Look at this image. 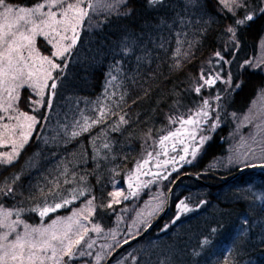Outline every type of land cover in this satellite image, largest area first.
I'll list each match as a JSON object with an SVG mask.
<instances>
[{"label":"snow or ice","instance_id":"obj_1","mask_svg":"<svg viewBox=\"0 0 264 264\" xmlns=\"http://www.w3.org/2000/svg\"><path fill=\"white\" fill-rule=\"evenodd\" d=\"M253 29L264 51V0H0V264H207L223 223L196 244L187 233L140 243L168 197L130 205L174 183L168 169L207 153L225 124L231 143L219 137L228 146L205 171L264 168V55H242ZM164 66L183 76L141 109ZM98 78L95 98L82 95ZM223 196L248 204L216 259L239 264L253 239L264 249V190ZM208 203L177 197L159 231Z\"/></svg>","mask_w":264,"mask_h":264},{"label":"trees","instance_id":"obj_2","mask_svg":"<svg viewBox=\"0 0 264 264\" xmlns=\"http://www.w3.org/2000/svg\"><path fill=\"white\" fill-rule=\"evenodd\" d=\"M255 31L256 29H253V34L248 37L247 45L242 55L255 57L259 46V36L255 34ZM160 71L164 73V77H168L166 66L161 68ZM182 76L183 73H181L180 76L168 77L167 82L165 81L164 77H161L160 89L154 93L151 99H145L143 102H141L139 107L145 110H150L153 108L155 106L157 97L160 95H166L168 89L171 87V82L180 79ZM102 83V78H98L97 81L94 82L95 86L93 88L86 89L82 95L95 98L97 93L101 91L100 86ZM253 98V90L251 87H249L239 96H237L235 108L237 110L245 109ZM81 106L83 107V104ZM161 109L163 111H167V102L161 103ZM137 110L139 109H133V113H135ZM162 123H165V121L163 119V115L161 114L157 116L155 120L156 127H160ZM231 130L232 126L230 124L223 125L216 132L213 146L208 150L207 153L198 158L192 164H182L180 167L176 168L175 171H170L172 170L171 168L168 169V172L171 175V181L175 182L180 176L184 174H190L191 177H184L179 181L172 195L170 211L168 215L154 231L145 237L144 241H139L140 243L146 242L148 238L156 239L159 237L162 240H166L168 237L173 236L176 233H180L181 235L187 233L188 236L191 237L189 242L191 244H196L201 232L206 233L208 228L212 226L214 222L220 221L226 227L224 230H221V232L218 233V235L214 238V244L206 249L205 254L207 264H216V259L220 257L221 251L229 244L231 234L235 230V223H239V216L244 213L248 207L247 202L233 201L232 203H225L223 194L227 193L230 189L234 190L236 187L243 188L248 184H252L254 190H257V192L264 190V171L248 172L231 182L222 184L218 187H211V185L221 184L224 180L228 179L239 171V169H232L230 172H220L216 170L205 171L206 167L210 168V165L213 162V157L218 156L221 150L226 148V143L223 140H220L219 137L226 138ZM37 131H39V129ZM34 143L35 142L33 141V144ZM84 144H87L86 136L84 138ZM83 146L84 145H81V147ZM32 150L33 149L30 148L29 152ZM138 152L139 146H137L135 152L130 154V160L127 166H131V158L137 155ZM197 172L201 173V175L198 176L202 180L201 182L193 177L197 176ZM121 175H123V173H121ZM119 182L122 187H125V184L122 180ZM157 183L159 191L163 192L167 196L169 189H171L173 185V182L164 180L158 181ZM155 184H153L154 188L156 187ZM143 197H146V195L144 194ZM177 197L187 198L188 202L191 204H195L201 199L207 200L209 203L202 206L200 209H196L195 213H190L182 217L179 224L175 228H172L171 231L166 230L165 232H160L159 229L163 228V224L169 220L175 211V202ZM257 203L259 204L261 202L257 201ZM155 218L152 220V222L155 221ZM135 246L136 245H132L127 249ZM237 260L239 261V264H264V249L259 247L258 239H253L245 249L241 250L237 256Z\"/></svg>","mask_w":264,"mask_h":264},{"label":"water","instance_id":"obj_3","mask_svg":"<svg viewBox=\"0 0 264 264\" xmlns=\"http://www.w3.org/2000/svg\"><path fill=\"white\" fill-rule=\"evenodd\" d=\"M264 170V168H260V167H256V168H249V169H244V170H239L237 173L233 174L231 177H229L228 179L224 180L221 184L218 185H211V187H218L222 184H226L228 182H231L237 178H239L241 175L248 173V172H252V171H261ZM184 177H191L190 174H184L182 176H180L172 185L171 187V191L168 192L167 197H168V201L167 204L168 206L166 207L165 211L162 212L155 221L152 222V227L148 230V234L147 236L154 231L165 219V217L168 215L169 211H170V204H171V199H172V195L173 192L177 186V184L179 183V181L184 178ZM195 179H197L198 181H202L198 176H193ZM137 240L139 241V238H137ZM134 244H132V242H129V245H126L125 248L127 249L128 247L132 246Z\"/></svg>","mask_w":264,"mask_h":264},{"label":"rangeland","instance_id":"obj_4","mask_svg":"<svg viewBox=\"0 0 264 264\" xmlns=\"http://www.w3.org/2000/svg\"><path fill=\"white\" fill-rule=\"evenodd\" d=\"M262 55H264V51H262L261 50V46H260V43H259V46H258V50H257V53H256V55H255V57H258V56H262ZM225 139H227L228 140V142L229 143H231V140H230V138L228 137V135H227V137L225 138ZM227 144H226V148H227ZM0 150H6V149H0ZM187 164V163H186ZM212 164H213V162H212ZM212 164L210 165V168H211V166H212ZM154 171H156V169H153ZM212 170H216L215 168H212ZM170 171H173V169L172 170H170ZM216 171H223V172H226V171H224V170H216ZM141 179H146L145 177H141ZM153 184H155V182L153 183ZM153 184H151V185H148V186H146V187H144L140 192H139V196L135 199V201L130 205V207H137V208H141V209H144V208H147L148 207V205H145V201H149V204H151L152 202L149 200V197L150 196H157L158 195V183L156 182V187L154 188V186H153ZM125 187H126V185H125ZM160 192V191H159ZM146 195V197H143V195ZM143 197V198H142ZM131 199V198H130ZM119 209V206H117V210ZM162 213V212H161ZM161 213H159V215L161 214ZM159 215H156V216H154L153 217V219L156 217H158ZM156 218H155V220H156ZM152 219V220H153ZM99 242H102V241H99ZM98 242V243H99Z\"/></svg>","mask_w":264,"mask_h":264}]
</instances>
